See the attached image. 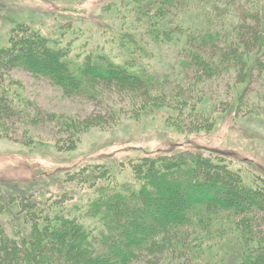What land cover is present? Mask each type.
<instances>
[{"label": "trees", "instance_id": "1", "mask_svg": "<svg viewBox=\"0 0 264 264\" xmlns=\"http://www.w3.org/2000/svg\"><path fill=\"white\" fill-rule=\"evenodd\" d=\"M118 1L107 2L104 9L114 7L131 28L123 24L119 31L121 46L131 48L124 58L119 54L125 55V49L111 53L103 48L71 58L69 48L51 46L24 25L13 30L10 45L0 49L1 137L12 139L18 122H30L20 130L23 138L29 137L30 125L55 123L59 144L67 141L63 145L72 151L82 134L114 126L130 112L137 114L143 101L149 111L163 106L186 115L179 99L187 95L194 101L199 95L190 113L198 122L203 119L193 132L212 130L216 106L224 113L235 98V116L257 115L252 94L257 88L264 100V0H211L219 15L225 10L218 1L225 2L234 11L232 19L214 18L207 27L189 29L168 14L189 6L190 0ZM133 17L145 21L143 36L167 42L177 34L187 37L188 63L182 71L186 82L170 79L175 88L161 86L159 70L137 43L135 27L126 22ZM17 70L47 80L67 97L95 103V110L83 120L44 110L13 81L10 74ZM189 70L193 77L186 75ZM225 76L234 97L214 104L210 113L201 97L205 93L197 86ZM156 92L171 101L152 106ZM174 117L170 115L167 123L185 133L177 118L171 122ZM126 163V183L111 163L63 171L58 193L67 201L74 199L70 192H81V207L64 206L59 194L37 183L26 192H0V264H197L200 254L204 264H264V177L249 168L248 174L243 168L233 170L234 163L223 155L191 149ZM15 199L20 205L14 206ZM48 202L54 204L53 211H44Z\"/></svg>", "mask_w": 264, "mask_h": 264}, {"label": "rangeland", "instance_id": "2", "mask_svg": "<svg viewBox=\"0 0 264 264\" xmlns=\"http://www.w3.org/2000/svg\"><path fill=\"white\" fill-rule=\"evenodd\" d=\"M110 1L119 3L118 0H0V49L8 47L13 30L17 26L24 25V28L33 35L44 36L51 46L66 50L69 48L71 58H75L78 54L84 58L92 50L99 51L101 48L111 53L125 49V55L121 52L119 54L124 58L126 54L129 55L127 52L131 49L130 46L123 48L119 39V31L125 22L114 7L104 9V5ZM218 3L220 8L225 10L221 15L214 10L215 3L211 0H190V5H186V9L171 10L168 15L174 22L177 21V24L184 25L188 29L189 26L207 27L208 24L210 25L209 21H213L214 18H220V21L224 20V22L232 19L234 11L229 9L225 2L218 1ZM126 22H130L129 24L135 27L133 32L136 34L137 43L146 48L150 61L159 70L161 86L167 88L170 85V89L175 88L169 83L170 79L176 83L186 82L182 71L188 63L187 37L180 38L181 35L177 34L172 42L160 41L142 35L143 31L140 28L144 26L145 21L138 22L137 18L133 17ZM126 25L124 24L123 28ZM126 29L131 31L130 27ZM186 73L188 77H193L192 70ZM10 75L13 81L18 82L25 95L50 113L83 120L95 110V103L81 98L67 97L60 88L43 78L33 77L26 71L17 70ZM215 80L202 82L197 86L199 91L205 93L201 97H204L206 103L204 107L210 113L214 104L217 105L219 101L229 102L234 97V92L229 94L230 90L227 89L226 83L230 82L226 76ZM253 86L257 87V85ZM160 96L161 94L156 92L155 102L150 104L154 106L159 102L160 106V102L171 101V98H160ZM198 96L195 101L190 95L179 99L182 109L188 112L183 116H180L178 109L169 110L163 106L160 108L154 106L153 111H149V107L146 110L148 104L143 101L140 107L143 105L141 108L145 110L137 108L139 109L137 114L130 112L127 116H120V121L114 126L85 132L81 135L77 148L72 151H66L68 145L63 144L67 141L59 144L60 135L53 129L59 127L55 123H49V126L41 124L37 127L30 125L29 137L23 138L24 133L20 130L30 122H18L19 131H13L12 139L0 136V192L5 194L26 192L29 185L37 183L36 186H42L40 189L46 188L47 191L58 195L60 191L57 184L63 179V171L94 163L106 165L111 163L115 166L118 178L126 183L129 181L126 162L130 159L177 153L186 149L200 150L206 155H223L234 163L235 167L232 169L243 168L248 174L249 168L250 173L264 177V100L257 95V88L252 94V100H257L258 104L257 115L250 117L240 113L235 116L237 102L235 98L236 101L232 100V104H228L229 110L224 113L219 110L220 105L216 106L217 119L212 130L193 132L192 130H196L197 126L203 125V119L198 122L197 117L190 113V105L196 102ZM170 115L175 116L171 122L177 118V124L185 130V133H178L167 123ZM179 118L182 120V125ZM121 162L125 164L122 166ZM243 175L245 176L244 173ZM70 194L74 197L73 200L66 201L62 193L57 198H60L68 208L75 205L81 207L80 204L84 203L83 194L78 191ZM13 201L14 206L20 205L19 200ZM53 206L52 202H48L44 211H53ZM219 255H223V252H219ZM204 258L203 254L196 257L197 264H204L202 263L205 262Z\"/></svg>", "mask_w": 264, "mask_h": 264}]
</instances>
